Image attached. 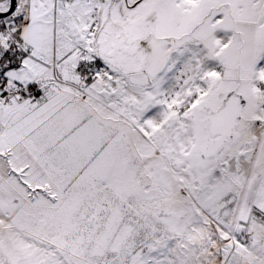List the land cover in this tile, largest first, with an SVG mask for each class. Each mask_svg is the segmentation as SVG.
I'll use <instances>...</instances> for the list:
<instances>
[{"label": "snow or ice", "instance_id": "6c2138e0", "mask_svg": "<svg viewBox=\"0 0 264 264\" xmlns=\"http://www.w3.org/2000/svg\"><path fill=\"white\" fill-rule=\"evenodd\" d=\"M0 264H264V0H0Z\"/></svg>", "mask_w": 264, "mask_h": 264}]
</instances>
